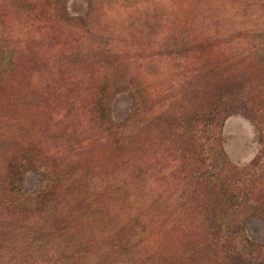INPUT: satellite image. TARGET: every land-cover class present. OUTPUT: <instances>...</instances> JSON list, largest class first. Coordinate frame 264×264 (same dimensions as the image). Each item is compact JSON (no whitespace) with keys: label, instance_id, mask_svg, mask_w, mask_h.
Wrapping results in <instances>:
<instances>
[{"label":"rangeland","instance_id":"374dc122","mask_svg":"<svg viewBox=\"0 0 264 264\" xmlns=\"http://www.w3.org/2000/svg\"><path fill=\"white\" fill-rule=\"evenodd\" d=\"M0 264H264V0H0Z\"/></svg>","mask_w":264,"mask_h":264}]
</instances>
